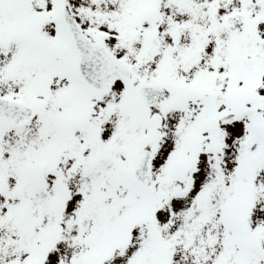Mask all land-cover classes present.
<instances>
[{
  "label": "snow or ice",
  "instance_id": "obj_1",
  "mask_svg": "<svg viewBox=\"0 0 264 264\" xmlns=\"http://www.w3.org/2000/svg\"><path fill=\"white\" fill-rule=\"evenodd\" d=\"M0 264H264V0H0Z\"/></svg>",
  "mask_w": 264,
  "mask_h": 264
}]
</instances>
